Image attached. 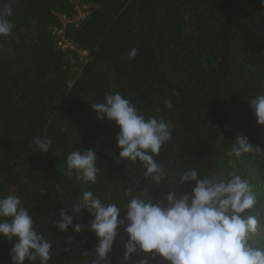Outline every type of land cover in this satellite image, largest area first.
Returning <instances> with one entry per match:
<instances>
[{
	"label": "trees",
	"instance_id": "trees-1",
	"mask_svg": "<svg viewBox=\"0 0 264 264\" xmlns=\"http://www.w3.org/2000/svg\"><path fill=\"white\" fill-rule=\"evenodd\" d=\"M77 1L90 11L64 27L75 47L63 49L56 33L59 16L72 15L74 1L0 0V8L11 6L7 19L14 25L9 36L0 37V194L21 197L37 230L52 242L49 264H90L95 258L90 215L74 219L80 233L54 226L60 209L72 214L69 206L83 191L117 203L130 187L154 199L168 191L186 193L193 185L174 179L192 167L201 175L247 179L264 225V157L226 155L240 136L264 150V126L246 101L264 93L260 0ZM133 48L138 54L130 60ZM80 51L88 53L85 61ZM113 91L145 117L171 122V140L155 157L168 176L160 184H150L139 162L118 157V127L92 110L91 104ZM41 136L52 141L48 153H39L33 143ZM77 148L95 151V184L68 175L66 157ZM118 232L103 264H121L127 236L122 228ZM11 246L0 238V264H11ZM144 255H134L129 264ZM148 264L167 262L156 257Z\"/></svg>",
	"mask_w": 264,
	"mask_h": 264
},
{
	"label": "clouds",
	"instance_id": "clouds-1",
	"mask_svg": "<svg viewBox=\"0 0 264 264\" xmlns=\"http://www.w3.org/2000/svg\"><path fill=\"white\" fill-rule=\"evenodd\" d=\"M260 2L264 5V0ZM11 15L10 5L0 8V37L11 34L14 25L7 19ZM137 54L138 50L133 48L128 58L134 59ZM246 101L257 124L264 126V93ZM90 106L98 119L118 127V157L133 164L139 162L150 184L168 179L165 165L155 157L162 145L171 140V122L156 115L145 117L114 91ZM166 107L172 108L171 100L166 101ZM33 143L39 153H48L52 141L41 136L34 138ZM244 154L264 157V150L240 136L226 155L239 159ZM97 162L93 149H74L66 157L68 175L75 173L85 185L95 184ZM174 183L193 187L181 194L168 191L156 199L149 192L137 193L130 187L124 190L126 199L119 203L85 190L69 206L72 214L60 209L54 226L61 232L71 227L73 232L80 233L83 228L74 224V219L84 212L92 217L88 228L96 236L97 244L90 264L108 260L120 228L127 236L121 264H129L140 253L145 255L138 264H148L149 259L156 257L167 264H264V225L257 214L256 194L247 179L240 175H201L192 167L183 170ZM0 238L12 244L11 264H49L52 259V242L37 230L33 216L15 193L0 194ZM65 251H70V247Z\"/></svg>",
	"mask_w": 264,
	"mask_h": 264
},
{
	"label": "built area",
	"instance_id": "built-area-1",
	"mask_svg": "<svg viewBox=\"0 0 264 264\" xmlns=\"http://www.w3.org/2000/svg\"><path fill=\"white\" fill-rule=\"evenodd\" d=\"M75 2L74 13L70 16L68 15H60L59 19L61 22L60 28L56 30V33L59 36L58 46L65 49V48H74L75 45L72 41L64 37V27L67 24H77L79 21L84 19L90 11V7L86 4H79L77 0H72ZM85 51H80L82 53Z\"/></svg>",
	"mask_w": 264,
	"mask_h": 264
},
{
	"label": "rangeland",
	"instance_id": "rangeland-1",
	"mask_svg": "<svg viewBox=\"0 0 264 264\" xmlns=\"http://www.w3.org/2000/svg\"><path fill=\"white\" fill-rule=\"evenodd\" d=\"M88 57V53L85 51V52H82L80 53V59L81 61H85Z\"/></svg>",
	"mask_w": 264,
	"mask_h": 264
}]
</instances>
